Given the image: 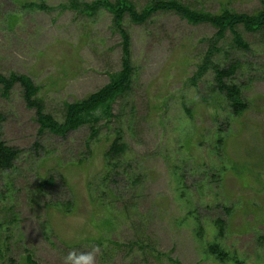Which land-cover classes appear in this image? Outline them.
Instances as JSON below:
<instances>
[{"label":"rangeland","instance_id":"374dc122","mask_svg":"<svg viewBox=\"0 0 264 264\" xmlns=\"http://www.w3.org/2000/svg\"><path fill=\"white\" fill-rule=\"evenodd\" d=\"M30 2L52 10L27 9ZM195 2L211 13L251 14L260 0ZM61 4L0 0V74L29 77L58 122L64 104L103 88L121 63L107 12L87 18ZM124 26L132 91L94 139L86 127L39 136L19 86L6 98L0 90L3 140L20 151L0 175V264H20L27 253L38 264H64L68 251L93 246L95 264H264V37L243 33L246 54L231 51L229 38L221 46L218 62L237 59L234 83L247 104L233 117L211 72L194 78L211 27L173 14ZM118 133L126 151L109 160ZM213 244L224 261L207 251Z\"/></svg>","mask_w":264,"mask_h":264},{"label":"trees","instance_id":"16d2710c","mask_svg":"<svg viewBox=\"0 0 264 264\" xmlns=\"http://www.w3.org/2000/svg\"><path fill=\"white\" fill-rule=\"evenodd\" d=\"M26 8L43 12L52 10L43 2H30ZM59 9L69 10L87 18H92L101 11L107 12L111 16V30L120 38L121 63L118 71L108 75L109 82L103 88L82 100L64 104L62 122L56 121L44 112L43 104L38 99L39 89L29 77L0 74L1 96L8 97L12 88L15 85L19 86L26 107L35 111L39 136L50 134L65 137L70 132L86 127L92 140L97 136L98 127L102 123L118 119L114 114V106L124 101L131 93L135 74L131 62L130 35L124 22L127 20L130 24L146 25L160 14H173L192 26L207 25L214 30L213 36L206 41L207 51L197 66L194 78L200 79L211 72L213 89L223 97L231 116L238 117L247 109L241 89L234 83L239 67L237 59L232 58L224 65H221L218 59L222 54L221 46L227 38L230 40L231 51L246 54L251 51V46L243 33L264 37V0H260L259 7L251 14L231 11L223 6L216 13H211L198 7L195 0H144L142 4L131 0H64V4H61ZM4 122L5 118L0 114V175L13 170L20 155L19 149L8 146L3 140ZM121 141L122 138L118 133L106 152L109 160H115L125 153L126 146ZM218 142L220 145L221 140ZM214 225L217 227L218 236H221L222 222L218 220ZM200 234L201 231L198 232V235ZM207 251L219 261L227 258L217 244L210 245ZM168 261L170 264H179L171 258ZM20 264L38 263L27 253Z\"/></svg>","mask_w":264,"mask_h":264},{"label":"clouds","instance_id":"9594fccd","mask_svg":"<svg viewBox=\"0 0 264 264\" xmlns=\"http://www.w3.org/2000/svg\"><path fill=\"white\" fill-rule=\"evenodd\" d=\"M98 248L93 246L90 250L75 251L70 250L63 257L64 264H95V255Z\"/></svg>","mask_w":264,"mask_h":264}]
</instances>
